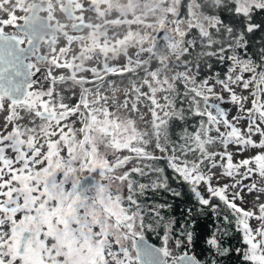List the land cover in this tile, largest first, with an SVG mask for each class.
I'll return each instance as SVG.
<instances>
[{
  "label": "snow or ice",
  "instance_id": "obj_1",
  "mask_svg": "<svg viewBox=\"0 0 264 264\" xmlns=\"http://www.w3.org/2000/svg\"><path fill=\"white\" fill-rule=\"evenodd\" d=\"M233 255L264 264V0H0V264Z\"/></svg>",
  "mask_w": 264,
  "mask_h": 264
},
{
  "label": "trees",
  "instance_id": "obj_2",
  "mask_svg": "<svg viewBox=\"0 0 264 264\" xmlns=\"http://www.w3.org/2000/svg\"><path fill=\"white\" fill-rule=\"evenodd\" d=\"M250 51L252 53H256L257 52V48L255 46L251 47L250 48ZM224 68L220 67L219 65L217 64H214V71H219L221 74L224 72ZM205 71H207V69H205ZM199 118H194V120H198ZM190 124L193 123V121H190L189 122ZM168 176L171 177L172 173L169 171L168 173ZM164 196H166L165 193H161L160 196H154L153 198L154 199H157V200H160L162 199ZM182 205L179 204V202H177V204L174 206V208L170 211H167L165 214L166 215H176V217L179 219V208L181 207ZM197 220H198V228H197V231L199 232L200 236H201V240L203 239V237L207 236L210 232V226L212 225V220L210 217L206 218L204 216H197L196 217ZM231 227V226H229ZM149 239L152 241V242H156L154 237L149 234ZM232 243L236 246H240V242H239V235L236 234L233 239H232ZM202 246V245H201ZM238 260L239 258L236 257L235 255H233L232 257L229 258V262L228 264H238Z\"/></svg>",
  "mask_w": 264,
  "mask_h": 264
},
{
  "label": "rangeland",
  "instance_id": "obj_3",
  "mask_svg": "<svg viewBox=\"0 0 264 264\" xmlns=\"http://www.w3.org/2000/svg\"><path fill=\"white\" fill-rule=\"evenodd\" d=\"M225 107H230L229 105H225ZM255 221L252 222L253 226H255Z\"/></svg>",
  "mask_w": 264,
  "mask_h": 264
}]
</instances>
